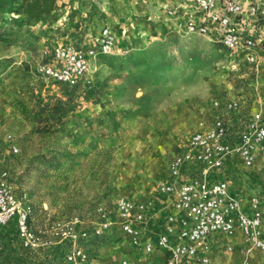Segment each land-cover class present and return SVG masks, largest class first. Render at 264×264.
Wrapping results in <instances>:
<instances>
[{"label": "rangeland", "instance_id": "rangeland-1", "mask_svg": "<svg viewBox=\"0 0 264 264\" xmlns=\"http://www.w3.org/2000/svg\"><path fill=\"white\" fill-rule=\"evenodd\" d=\"M0 1V25L15 31L14 43L0 41V183L9 184L17 197H28L31 230L52 241L29 248L17 231L7 247L0 235V264H21L20 244L29 249L31 264H72L65 255L74 242L59 237L64 225L87 231L76 244L88 253V264H114L103 255L113 244L110 230L118 229L117 236L121 230L115 221V198H157L159 154L188 137L213 98L240 91L248 95L255 79L241 55L212 39L187 35L179 26L171 32L160 24L150 28L155 14L140 15L149 22L141 29L134 21L137 17L106 11L97 0H54L52 9L35 21L18 12L21 0ZM110 16L114 30L107 24ZM104 25L117 36L114 54L96 59L89 81L81 82L83 88L73 97L64 130L36 132L33 113L38 99L66 91L36 70L42 49L95 41ZM256 80L261 84L260 74ZM180 107L188 110L180 112ZM110 111L118 114L119 127L100 124ZM245 180L236 177L233 194L242 204L257 197L264 211V168L248 172ZM103 211L113 224L96 234ZM14 220L0 225L1 231L9 230ZM237 239L238 235L226 237L217 250L223 255L237 252L239 259L233 264L243 258L241 245L233 244Z\"/></svg>", "mask_w": 264, "mask_h": 264}, {"label": "built area", "instance_id": "built-area-1", "mask_svg": "<svg viewBox=\"0 0 264 264\" xmlns=\"http://www.w3.org/2000/svg\"><path fill=\"white\" fill-rule=\"evenodd\" d=\"M180 1L188 4L192 13H187L190 16L184 21V32L212 39L231 53L241 55L255 81L248 95L240 91L238 95L213 98L196 129L167 157L166 176L158 181L157 191L169 197L172 210L165 215L156 238H145L142 227L152 201L117 197L115 221L145 257L166 249L169 254L163 264H210L209 237L215 233L228 237L240 232L243 237L240 264H251L253 249L264 252V211L260 200L253 197L247 212L233 194L230 180L241 167L253 168L264 162V83L256 80L264 69V50L259 47L260 20L264 16L262 0ZM168 12L174 14L173 9ZM116 41L114 32L104 25L91 43L66 42L42 49L36 70L56 83L88 82L87 76L96 69V59L114 54ZM241 93H245L244 99ZM30 212L28 197H17L9 184L1 182L0 225L15 219L26 247L52 244L31 230ZM102 217L96 234L113 224L104 211ZM60 229L61 239L74 242L65 255L66 262L88 264V253L76 244L78 239L87 237V231H75L68 225ZM121 263L133 264L126 259Z\"/></svg>", "mask_w": 264, "mask_h": 264}, {"label": "crops", "instance_id": "crops-1", "mask_svg": "<svg viewBox=\"0 0 264 264\" xmlns=\"http://www.w3.org/2000/svg\"><path fill=\"white\" fill-rule=\"evenodd\" d=\"M101 6H103V9L106 11H113L116 9L119 11V13H129L133 15L134 17L139 18V22L137 18H134V21L138 23L140 28L146 29L147 24L149 23L148 21L145 20V22L142 20L140 15H147V14H155L157 15L154 17L155 21H152L151 17V22H150V28H153L156 25H161L163 27V30H167L169 32L175 30V26H179L180 29H184V21L189 17L190 15L187 13H190V6L180 0H97ZM170 7L171 9L174 10L173 15H167L166 8ZM261 7L264 9V0H262ZM192 14V13H190ZM121 15V14H119ZM189 15V16H188ZM122 17V16H120ZM261 33H262V39L264 37V16L261 18ZM110 28L113 30L116 29V24L113 21V18L110 16L108 18V23H107ZM111 29V30H112ZM112 30V31H113ZM114 32V31H113ZM115 34V33H114ZM117 38V36H116ZM118 40V39H117ZM92 39L88 40L87 43H91ZM118 41H116L117 44ZM259 47L264 50V41L260 43ZM260 79H261V84L264 83V69L262 70L260 74ZM247 88V87H246ZM244 94L241 93L240 96H243L244 99ZM177 107V106H176ZM184 107V106H183ZM187 109H184L180 107V112L187 111ZM166 112H163L165 114ZM208 113V110L204 111L202 116L198 118V120L195 122L193 129L191 132H193L196 129L197 122L204 117ZM190 132V133H191ZM185 137V136H184ZM183 138V137H182ZM179 140V139H178ZM184 139H181L178 141L176 144L175 148L172 150L167 151L166 153L159 154V162H160V179L164 178L166 176V170H165V164L167 157L176 151L178 147L180 146V143ZM261 168H264V162L263 164H258L256 167L253 168H245L241 167L240 171L236 174V176L233 175L232 179L230 180V184L233 188L234 186V180L236 177H239V179H242L244 182H246L245 178H247V173L250 171L256 172L261 170ZM249 178V177H248ZM158 180V181H159ZM158 181L155 185V191L157 194L156 196H152L151 198H141V197H132L129 195H119V196H125L127 198H130L135 201H143V202H148L152 201V207L149 209L147 217L145 222L142 224V227L144 229V237L148 238L150 237L151 239L156 238L157 232L162 228L163 221L165 219V215L168 212H171L172 207L170 204V199L168 196L162 195L157 191V184ZM117 196V197H119ZM115 198V201L117 199ZM114 201V203H115ZM243 207L246 209V211H249V203H243ZM114 227V226H113ZM263 227H264V219H263ZM118 228H120L118 226ZM116 229L115 231L112 229L110 230V236L113 240V244L108 247V252L104 253V257L108 256L106 260L112 261L114 264H121V261L123 259H127L129 262L133 264H151L152 262H157L160 264H163L165 258L168 256L169 252L166 249L163 250H157L155 251L154 254H152L149 257H145L141 251L133 247V245L130 242V237L123 233L120 229V234L117 236L119 233ZM117 231V232H116ZM125 234V235H123ZM236 235H238L237 241H233V244H238L242 245L243 243V237L240 232H238ZM224 236L215 233L211 235L208 239V242L210 244V249H209V257H210V264L216 263H225V264H233L234 260L239 259V255L236 252L235 255H223V254H217V250L219 247H222L224 245L223 241H225ZM226 243V241H225ZM217 254V255H216ZM259 255V256H258ZM102 256V257H103ZM252 264L256 259H263L264 260V252L259 251L257 249H253L250 255ZM91 263V262H90Z\"/></svg>", "mask_w": 264, "mask_h": 264}, {"label": "trees", "instance_id": "trees-1", "mask_svg": "<svg viewBox=\"0 0 264 264\" xmlns=\"http://www.w3.org/2000/svg\"><path fill=\"white\" fill-rule=\"evenodd\" d=\"M53 2L54 0H21L18 6V12L23 13L25 15V18L28 20L37 21L52 9ZM1 5L2 1H0V6ZM14 34L15 31L12 27L0 25V41L5 42L6 44H12L15 42ZM81 82L83 81H78L74 84L60 83L66 90L63 95L38 99L36 107L37 110L33 113V120L37 124V127L35 129L36 132L56 134L57 132L64 130L66 120L72 116H69L68 114L73 111V97L76 92L83 88V84ZM102 117L103 118L100 119V124H105L107 129H110L112 127H119V121L117 118L118 114L116 112H107ZM47 161L44 162L46 163ZM1 227L4 226H0V235L5 241H7V247L12 246L13 237L17 235L15 220L9 230H5L4 232H2ZM11 232L13 233L12 235ZM59 248L61 247L58 246L57 250ZM18 250L19 259H21L20 263L31 264V261L29 260V249L23 247L20 244Z\"/></svg>", "mask_w": 264, "mask_h": 264}]
</instances>
